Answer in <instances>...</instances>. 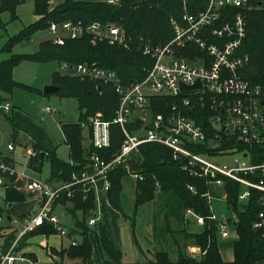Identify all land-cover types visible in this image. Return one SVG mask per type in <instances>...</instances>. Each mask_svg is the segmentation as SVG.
<instances>
[{
    "label": "built area",
    "instance_id": "1",
    "mask_svg": "<svg viewBox=\"0 0 264 264\" xmlns=\"http://www.w3.org/2000/svg\"><path fill=\"white\" fill-rule=\"evenodd\" d=\"M115 4L119 0H104ZM182 4L181 23L172 21L173 36L161 45L153 44L144 36L135 37L120 25L109 22L64 21L50 23L48 31L55 34L54 41L63 43V36L58 32H68L71 38L77 33L89 36L92 43L98 41L130 50L134 48L152 59L145 67L144 76L128 84L122 83L117 73L96 62L60 63L62 75L90 82L110 84L118 94V105L111 120L103 119L101 112L87 116L79 125L90 131L89 142L94 148L102 149L110 145V125H119L123 141L110 159H102L97 154L89 157V162L80 174H72L68 181L49 183L38 178H29L27 188L39 193L40 202L35 212L28 215L6 219L1 204L3 190L17 175L15 163L0 152V228L9 227L15 237L6 251L0 248V264H38L20 248L18 242L22 237L44 225L52 226L57 234L65 236L69 229L64 227L55 213L54 207L61 195L73 196L76 188L88 191L85 186L98 179L103 181V189L110 187L109 172L123 165L127 173L135 179H142V174L131 165L140 161L139 147L144 143H158L170 149L173 159L181 162L182 168L193 175L215 178L212 184L220 187L218 173L234 179L246 187L264 191L262 181L251 182L242 175L256 169L264 172V163L253 164L248 150L255 144H264V85L251 84L240 73L248 61L247 54H240L239 47L246 32V22L242 10L250 7L251 0H209L206 8L198 13H191L188 8L190 0H180ZM237 7L239 11L232 17L229 8ZM223 17L226 18L223 20ZM199 87L182 90L183 85ZM175 98L170 104L159 98ZM159 102L167 108L162 112H152L154 103ZM12 105L9 100L0 103V117L7 115ZM46 112L51 109L46 107ZM142 120L136 128L134 117ZM207 121L206 125L197 123L195 117ZM133 124L135 129H129ZM237 140L244 148H223L229 141ZM0 144L5 145L6 152L15 150L17 143L10 137L5 140L0 124ZM196 145H206L207 149H219L218 154L195 152ZM27 159L37 155L32 144L22 145ZM237 153L230 164H218L217 157ZM138 158V159H137ZM242 174V175H241ZM158 186V183L155 182ZM192 190V186H189ZM92 189V188H91ZM249 194L246 188L239 198ZM264 206V201H263ZM196 218L202 225L203 217L187 209L186 214ZM260 217L263 213L259 214ZM211 218H215L213 215ZM95 218L87 220V225H94ZM257 223L256 225H260ZM8 230V229H7ZM222 237H227L225 224L220 226ZM1 238V237H0ZM76 245V241L70 242Z\"/></svg>",
    "mask_w": 264,
    "mask_h": 264
},
{
    "label": "trees",
    "instance_id": "2",
    "mask_svg": "<svg viewBox=\"0 0 264 264\" xmlns=\"http://www.w3.org/2000/svg\"><path fill=\"white\" fill-rule=\"evenodd\" d=\"M25 0H0V13L8 11L10 19L16 18L15 8ZM34 14L38 20L24 26L17 34L10 36L0 51L10 53L16 44L31 40L32 35L47 29L49 23L73 21L90 23L93 21L115 23L123 27L135 37L144 36L153 44H165L173 36L172 21L181 23L182 4L180 0H119L110 4L104 0H59L54 7L50 6V0H33ZM209 0H190L188 8L191 13L204 10ZM251 6L242 10L246 22V32L239 47L240 54H247L248 61L240 69V73L249 83L264 85V0H251ZM239 11L237 7H230L229 16H234ZM226 18L223 17V20ZM23 60L45 63L51 60L71 63L96 62L99 66L114 70L122 83L128 84L144 76V69L152 63V59L143 55L134 48L126 50L121 47L104 43H91L89 36H81L75 39H67L64 44L56 45L51 40L39 43L35 52L27 54H11L8 58L0 60V103L9 99L15 87L28 92L42 94L35 87L17 82L13 78V68ZM52 84L58 87L54 92L61 98H74L78 104V119L74 122H62L60 129L64 142L69 149V161H64L56 156L54 151H45L36 141L31 143L37 155L32 157L29 165L40 170L46 160L50 167V179L68 181L72 174H80L89 162V157L97 154L102 159L108 160L119 149L123 141L122 131L117 124L110 125L109 147L94 148L88 136L84 135L79 121L89 115L101 112L103 119L111 120L115 115L118 105V94L110 84L79 80L70 76L52 74ZM48 95V94H45ZM161 102L171 103L175 98H159ZM167 107L158 101L154 103L152 112H162ZM197 123L206 125L207 121L195 117ZM13 140L17 141L18 127L12 123ZM129 129H135L130 124ZM88 140L85 144L84 141ZM28 142V140H25ZM195 152H205L210 155L218 154L219 149H207L206 145H196ZM236 147L238 150L244 146L237 140L229 141L222 145L223 148ZM251 163H264V144H255L246 147ZM141 160L133 161L132 167L142 174V179H136L134 190L135 209L151 201L156 191L171 193L178 198L182 209L191 210L195 215L203 217L202 231L192 233L185 230L186 236L198 246L202 255L200 258L189 256L178 246L176 260H171L166 251H155L148 264H264V191L257 188L246 187L240 182L218 173L220 179V195L226 201L227 207L234 215V230L236 239L232 241L233 260L224 261L221 258L216 232L218 221L211 218L210 197L217 196L215 185L208 176L193 175L182 168L181 162L174 160L170 149L158 143H144L139 147ZM138 159V158H137ZM127 174L123 165L115 167L108 174L110 187L106 191L109 204L122 213L120 205V192L122 190V178ZM242 175V174H241ZM244 178L251 182L262 181L264 185V172L256 169L243 174ZM158 183V186L155 185ZM192 186V190L189 188ZM248 188L247 197L240 199L239 195ZM244 202H241L243 201ZM66 204L69 202L70 211L74 213L80 210L81 219H74L75 231H80L81 240L76 245H68L57 252L60 258L65 256L70 259H79L80 264H94L91 262L92 244L88 238L91 231L87 225L88 217L96 209V199L93 190L83 191L76 188L73 196L67 198L65 194L56 201ZM263 213L260 217L259 214ZM123 215V213H122ZM125 217V215H123ZM227 221H230L228 218ZM261 223L260 225H256ZM8 229V230H7ZM71 231V230H70ZM69 231L68 235L71 234ZM171 231V230H170ZM175 232V231H174ZM38 234H57L56 230L49 225H44L24 235L18 242V248L26 244L27 238ZM0 237L3 244L2 251H6L12 243L15 232L9 227L0 228ZM53 251H55L53 249ZM32 258L33 254H27ZM34 258V257H33ZM61 262V261H60ZM99 264H125L112 263L103 259Z\"/></svg>",
    "mask_w": 264,
    "mask_h": 264
},
{
    "label": "rangeland",
    "instance_id": "3",
    "mask_svg": "<svg viewBox=\"0 0 264 264\" xmlns=\"http://www.w3.org/2000/svg\"><path fill=\"white\" fill-rule=\"evenodd\" d=\"M58 2L59 0H50L49 7H54V5ZM33 10V0H25L23 3L16 6V18L14 20L10 19V13L8 11L0 13V48L10 36L17 34L24 26H28L38 20V16L34 14ZM50 23H53V21ZM54 23L58 24L62 22ZM48 28L49 26L45 30L35 32L32 35L31 40L16 44L10 53L0 51V60L8 58L11 54L33 53L37 50L39 43L44 40H51L56 45H62L67 39H75L81 36H86L81 33H77L76 37L71 38L68 32H58V35L63 36V43L59 44L54 41L55 34L50 33ZM97 43L104 42L98 41ZM61 62L63 61L51 60L45 63H37L34 61L23 60L13 68V78L19 83L35 87L42 91L46 85L52 84V74L54 72L59 76H65L62 75V72H60L59 69ZM10 97L15 106L14 109L19 110L25 115V119H28L26 124L30 126V129L34 130V133L41 136V142L47 148H55V153L58 158L64 161H69L68 147L63 140L60 125L62 122H74L78 119L79 111L76 99L61 98L55 93L45 95L43 93L38 94L28 92L19 87L13 88ZM46 107H49L51 111L46 112L44 110ZM2 126V129L7 132L8 126L6 124H2ZM6 132L5 135L8 136ZM87 142L88 140L84 141L85 144ZM1 149L5 154L4 149ZM14 156L17 163H19L18 172L20 174V181L15 183L14 186L21 189L20 191L24 192L23 187L27 177L41 179L49 177L50 167L48 162H45L42 165L41 173H37L27 168L23 169L21 165L26 164L27 158L21 153L20 149H16ZM239 157V154L233 153L217 157L214 161L220 165L230 164L235 158L239 159ZM135 182L136 179L129 173H127L121 181L122 190L120 192L119 201L122 213L125 217L122 213H120L122 217L120 235L124 242L126 251L125 262L133 264H148V259L153 258L152 254L155 251L160 250L166 251L171 260H176L178 255V246L183 252L187 253L188 251L186 250V246L192 241L186 236L187 232L185 230L192 233H198L202 231L203 227L196 223V218L193 215H188L187 217L190 223L186 226L185 230H183L184 222L181 217L179 200L171 193L156 191L155 196L151 201H148L135 209ZM220 192V188L215 187V193L217 196L210 197V210L219 224L216 232L217 243L224 249V247L229 248L232 241L236 239V232L233 224L234 215L227 207L226 201L224 197L220 195ZM29 197L30 195L26 198V200H22V203L25 204L26 207H28V204L25 202L29 203ZM241 202H244V200ZM57 213L58 215L60 214V209ZM75 214L77 219H81L80 212ZM228 218L230 221H227ZM62 222L66 228H71V234H69V237H74L80 241L82 237L80 231L76 232V227H73V217L69 215L64 218ZM221 223L225 224V229L228 232L227 237H222L221 235ZM90 229L92 235L91 237H93V234L96 231L92 226ZM170 230L176 231L174 232ZM69 237H63V246L67 247L70 241ZM59 241L61 240L58 235H50L48 237L37 235L31 238L28 250L35 252L42 263L45 260H49L51 255L55 256V259L52 263L47 264H80L79 259H70L66 256L62 259L58 256L57 252L61 251L64 247L54 248L49 246L48 248H44L47 244L57 245ZM53 249L55 251H53ZM202 253L203 252L201 251L200 255H197L195 258H200ZM32 259L37 262L35 255L32 256Z\"/></svg>",
    "mask_w": 264,
    "mask_h": 264
},
{
    "label": "crops",
    "instance_id": "4",
    "mask_svg": "<svg viewBox=\"0 0 264 264\" xmlns=\"http://www.w3.org/2000/svg\"><path fill=\"white\" fill-rule=\"evenodd\" d=\"M8 100L10 101V103L12 105L11 111L7 115H5L3 118L0 117L1 127H3L2 124L3 125L6 124L8 126L7 132L2 129L3 133H4V138H5V140L10 139V137L13 138V131L11 130V128H12L11 124L12 123H14L18 127L19 134H18L17 141H16L17 146H16L15 150L12 151L11 153L6 152L4 144H0L1 154L4 156L8 154V156L11 158V160L15 163V167L17 170V175L15 177H13L11 179L10 183L4 187L3 195L1 198V204L3 205V209L6 213V219L7 220H8V217L11 219V218L20 217V216L28 215L30 213L35 212L38 208V205H39V202L41 199L39 197V193L27 188V182L29 179L28 177L25 179V185L23 187L24 192L20 191L21 189H18L14 186L15 183L20 181V179H19L20 174L18 172V168H19L18 164L19 163H17V161L15 160V156H14V152L16 151V149H20L21 153L24 155V152L22 150V145H26V144L31 143L30 140L33 138L32 141L38 142L46 152L47 151H54L55 152V148L54 149L53 148H47L41 142L42 141L41 136L34 133V130L29 128L30 126H28L26 124L28 122V119H25V117H24L25 115L23 113H21L19 110L14 109L15 106H14L10 96H9ZM5 132L7 133L8 136L5 135ZM83 133H84V135H86L85 130H83ZM25 140H28V142H26ZM63 140H64V138H63ZM1 148L4 149L5 154L3 153ZM68 154H69V149H68ZM29 161H30V159H27L26 164L21 165L23 167V169L27 168V169L33 170L34 172L41 173L42 166H41L40 170L38 171L29 165ZM45 162H48V161L45 160L42 163V165ZM38 179H41V178H38ZM42 180H45V181H47L49 183H53V184L58 183V181L56 179L53 180V179H50V177L44 178ZM88 188H90V190L94 191L95 199H96V209H94L92 212V216L95 218V224L91 225L96 231L93 234L95 237L94 236L91 237L92 236L91 231L88 233V238L92 244L91 262L94 264H99L102 262L103 259H107L108 261H110L112 263L133 264V263L125 262L126 251H125L124 242H123L121 235H120V233H121L120 224H121V218L122 217L120 215V212L118 210H116L115 208H113L109 204L107 197H106V191H104V189H103V181L101 179H98L95 182L88 183L85 186V189L88 190ZM28 194L30 195V197H29V203L25 202L26 204H28V207H26L25 204L22 203V200H26V198L29 196ZM26 195H28V196H26ZM179 206H180L181 217L183 219L184 229H185L186 226H188L190 223L187 216L191 215V214H188V213L186 214V211H184L182 209L181 203H179ZM59 209H60L61 215L60 214L58 215V213H57V211H59ZM70 209H72V208L70 207L69 202H67L66 204L57 203L55 205V207H54L55 213L60 218V221L62 224H63L62 221L64 218L71 215L73 217V219H75V218H77L75 213L80 212V210H77L74 213H72L70 211ZM92 216H90V217H92ZM90 217H88V219ZM81 218H82V214H81ZM197 224L199 226H201L200 223H197ZM88 226H90V225H88ZM68 229L71 230V228H68ZM171 231H176V230H171ZM38 235H42L45 237L50 236V235H46V234H38ZM51 235H58L61 241H59V243L57 245H48L47 244L46 246H44V248H48L49 246L54 247V248L66 247V246H63L62 240H63V237H69L68 234L65 236H61L59 234H51ZM35 236H37V235H35ZM32 237H34V236L27 238L26 244L23 245L20 249L23 252H25L26 254L35 255L37 258V262L40 264L52 263L55 259L54 258L55 256L50 255L51 258L49 260H45L42 263L41 260H39V258L35 252L28 250V245L30 244V240ZM69 239H70V241H69L68 245H72L70 243L72 240H75L76 242H78V239H75L74 237H69ZM2 244H3V238H0V246ZM217 245H218V249H219L221 258L224 261H232L233 260L232 243H231V246L229 248L223 246L224 249L222 248V246H220V244L217 243ZM186 250L188 251V252L186 251L187 254L189 256H192V257H196L197 255L199 256L201 253L199 247L194 245L193 241H191V243L187 244ZM45 253H46V251H45Z\"/></svg>",
    "mask_w": 264,
    "mask_h": 264
},
{
    "label": "water",
    "instance_id": "5",
    "mask_svg": "<svg viewBox=\"0 0 264 264\" xmlns=\"http://www.w3.org/2000/svg\"><path fill=\"white\" fill-rule=\"evenodd\" d=\"M197 87H199V82L198 81L196 82L195 85H190V86L181 84V89L182 90H190V89H194V88H197ZM57 89H58V87L56 85L50 84V85H46L43 88L42 92H43V94H50V93L56 92ZM134 122H135L136 128H140L141 127L142 120L139 117L135 116L134 117ZM8 220H10L9 217H8Z\"/></svg>",
    "mask_w": 264,
    "mask_h": 264
}]
</instances>
